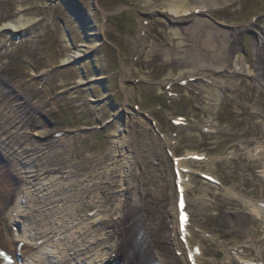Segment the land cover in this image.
I'll return each mask as SVG.
<instances>
[{
	"label": "rangeland",
	"instance_id": "374dc122",
	"mask_svg": "<svg viewBox=\"0 0 264 264\" xmlns=\"http://www.w3.org/2000/svg\"><path fill=\"white\" fill-rule=\"evenodd\" d=\"M227 1L231 2L224 4ZM201 18L200 30L206 32L203 37L210 39L216 32L237 34L239 53H234L233 59L246 56L254 61L255 45L264 37V0H217ZM18 19L31 21V28L22 34L3 30L5 23ZM81 19H88L98 34L87 36L88 26ZM140 19L146 24L161 21L168 30L179 26L170 16L148 12L142 0H0V105L14 106L18 115L27 117L30 133H38L31 137L35 146L63 139V146L56 151L69 158L71 172L42 176L35 182L44 186L45 191L39 193L37 186L24 184L18 175L5 169L7 161L0 152V180L6 171V183L0 182V246L7 249L6 239L20 245L28 253L22 264H60L59 260L71 256V247L80 249L79 240H73L79 229L92 226L99 233L87 240L86 246H90L94 239L101 238L109 217L98 207L93 192L94 211L78 221L73 214L69 218L67 206L76 203V190L80 188L75 183L85 179L89 171L86 161L75 152L91 148L90 156L104 158L99 171L106 175L119 141L127 143V155L135 141L151 144L157 140L159 145H170L165 152L170 162L164 170L167 181L173 182L175 168L186 175L184 194L191 219L188 229L193 234L187 245L198 249L197 264H209L213 259L226 264L227 255L237 259L231 264H243L238 255L227 251L239 246L247 248L240 255L243 262L264 264V207L259 206L264 203V139L235 156L231 154V144L238 141L235 134L242 131L239 125L247 117L235 116L229 88L218 90L221 99L216 108L220 102L221 106L214 122L218 130L195 128L205 114L200 107L201 97L193 96L194 91L189 88L195 81L173 80L166 85L168 72L161 68L162 49L155 51L157 58L150 68L142 71L141 76L131 77L133 69L141 70L135 65L141 54L135 53L134 39ZM85 42L90 45L86 55L81 52L86 49L82 47ZM75 54L81 56L62 65ZM179 64L183 69H175V77L191 68L188 63H173ZM221 78L232 79L229 75ZM234 79L250 84V92L256 88L263 92L260 100L264 108L262 85L259 87L242 75ZM173 112L177 115L172 116ZM10 118L6 117L9 122L14 121L15 115ZM176 119L183 124H174ZM263 119L259 116L257 120ZM47 155L54 157V153H40L37 160H45ZM134 155L138 156L137 152ZM195 174L214 177L220 185L201 180ZM100 182L101 179L97 181ZM27 198L45 202L44 208L33 207L26 202ZM86 219L84 225L77 226ZM130 223L129 215L121 220L117 233L122 240L115 254L107 258L100 248L91 247L80 263L73 260L69 264H149V257L139 252L148 240L139 249L129 244ZM159 226L165 229L163 223ZM45 231L46 238H41L39 233ZM48 238L51 242L46 243ZM214 252L218 255L214 256ZM177 257L184 258L181 252Z\"/></svg>",
	"mask_w": 264,
	"mask_h": 264
},
{
	"label": "bare ground",
	"instance_id": "6f19581e",
	"mask_svg": "<svg viewBox=\"0 0 264 264\" xmlns=\"http://www.w3.org/2000/svg\"><path fill=\"white\" fill-rule=\"evenodd\" d=\"M142 1L145 2L148 12H159L165 17L170 16L179 26L176 29L168 30L161 21H153L147 24L141 19L138 21V27L134 34L135 53H140L141 57L136 60L135 65H139L141 70L133 69L130 72L131 77L141 76L142 71L150 68L153 60L157 58L155 51L162 49L160 56L163 58V64L161 68L167 69L168 72L165 78L167 80L166 85L171 84L173 80L182 82L193 79L195 81V84H191L189 88L193 89V96L201 97L200 107L206 113L197 123V127L209 130L218 129L214 123L218 119L221 106L220 102L217 109L214 107L221 99L218 89L229 88L232 91L231 100L234 99L232 104L236 109L234 110L235 116L244 115L247 117L246 122L239 125L242 131L235 134L238 141L231 144L233 156L247 147L259 144V141L264 139V119L262 121L257 120L259 116H264V108L261 106L260 100L263 92H260L258 88L255 89L256 91L250 92V84L243 81L237 82L234 78L240 75L249 77L259 87L262 85L264 88V37H260V41L255 45L253 62H250L246 56H237L233 59V54L239 53L236 48V43L239 41L237 34L216 32L212 34L213 37L206 39V36L203 37L202 34L206 32L200 30L203 23L201 16L210 11L217 0ZM230 2L223 3L228 4ZM81 22L88 26L89 33L87 36L98 34L95 29L90 27L88 19H81ZM31 26V21L18 19L5 23L2 28L12 34L23 33ZM155 30L156 32H154ZM85 43L82 44V47L86 49L81 50L84 55L90 49V45ZM95 47L93 46V49ZM80 56V54L71 56L67 59L68 61H64L63 65ZM176 60L191 65L189 70L179 73L177 77L174 76V70H182L183 66L182 64L174 66L173 63ZM223 75H229L232 79H221ZM201 82L206 84H201ZM37 106L38 108L41 106L45 108L43 105ZM251 108L255 111H251ZM16 111L14 106L0 105V124L7 123L5 127L0 126V152L7 161L5 169L18 175L24 184L30 185L32 188L37 186L36 191L42 193L45 191L44 186L40 182L35 184L36 181H40L41 177L46 174H59L69 169V158L56 151L63 146V139H57L43 147L35 146L31 137L38 133L31 134L27 117L24 114L18 115L19 112ZM13 115H15V120L9 122ZM118 143H120L119 149L122 148V150L116 149L114 151L115 154L120 153L119 156L113 155L111 167L108 168L106 175L99 171V167L104 163V158L96 159L94 156H90L88 152L91 148L82 152H75L76 155H80L84 162L86 161L89 171L85 175V179L75 183L76 186L78 183L77 188H80L76 190V203L67 206L69 218L73 214L75 220L78 221L79 218L86 216L89 211H94L96 208L94 199H96V203L99 204L98 207L103 208L104 215H107L109 220L101 238L94 239L95 241L90 246H86L87 240L90 237L95 238L99 230L92 226L80 228L77 237L73 239L79 240L80 249L71 247L69 250L72 252L71 257L81 261L91 247L93 249L100 248L107 258L113 255L121 242L120 234L117 233L119 232L118 227L121 220L129 215L132 222L133 219L138 220V225L140 224L143 228L145 237L150 242L146 246L149 251L146 250V252L154 260L160 264H192V260L195 261L198 257L195 253L188 254V249L180 240L184 239V235L180 230L181 213L178 210V200L175 194L178 183L177 177L173 179V182H168L164 171L170 163L165 153L169 145H159L157 140L151 144L135 141L132 149L128 150L129 154L125 155L127 143L123 140ZM134 152H137L138 156H135ZM40 153L45 155L54 153V157L48 158L47 155L45 160L44 158L37 160V155ZM229 158L232 159V157ZM248 161L252 160L248 159ZM55 166L60 167L55 168ZM3 173L6 174V171L2 172L0 182L6 183L4 180L6 175L4 176ZM180 175L183 180L185 175L181 173ZM100 179L101 182L98 184L97 181ZM87 181L90 184L93 182V185L91 186L89 183L86 185ZM10 191L12 192V189ZM93 192L96 193L94 199L91 198ZM232 201L235 202L234 206L238 205L234 198ZM26 202L31 203L33 207L41 208L40 210L44 208L45 204L38 198H27ZM0 211H2L1 202ZM258 212L260 211L258 210ZM86 221L87 219L81 220L77 226L84 225ZM159 223H163L165 229L161 230ZM134 226L136 227V224ZM135 231L133 230L130 235L131 246H133V237L136 235ZM46 232L39 233L41 238H46ZM33 238L35 237L33 236ZM50 238L46 240V243L51 242ZM117 238L118 240L115 242ZM5 244L8 245V253L13 256L14 260H19L20 263L27 259V253L23 249L19 251L18 245L12 239H6ZM245 249L247 251L244 246H239L227 251L238 255L239 259L242 260L243 256L240 255L245 253ZM178 252H182L185 258H178ZM73 259L65 256L60 260V263L69 264L71 263L70 260ZM236 261L234 256L227 255L225 263L231 264ZM2 262L0 258V264ZM209 264L219 263L213 259L209 261Z\"/></svg>",
	"mask_w": 264,
	"mask_h": 264
}]
</instances>
